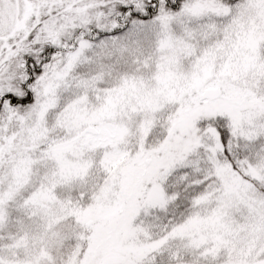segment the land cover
Wrapping results in <instances>:
<instances>
[{
    "label": "snow or ice",
    "instance_id": "1",
    "mask_svg": "<svg viewBox=\"0 0 264 264\" xmlns=\"http://www.w3.org/2000/svg\"><path fill=\"white\" fill-rule=\"evenodd\" d=\"M0 264H264V0H0Z\"/></svg>",
    "mask_w": 264,
    "mask_h": 264
},
{
    "label": "rangeland",
    "instance_id": "2",
    "mask_svg": "<svg viewBox=\"0 0 264 264\" xmlns=\"http://www.w3.org/2000/svg\"><path fill=\"white\" fill-rule=\"evenodd\" d=\"M144 23L147 24V23H149V21L147 20V21L144 22ZM115 34H116L115 31H113V32H108V33H105V34H104V37H103V38H104V39H110V38H112V36L115 35Z\"/></svg>",
    "mask_w": 264,
    "mask_h": 264
},
{
    "label": "trees",
    "instance_id": "3",
    "mask_svg": "<svg viewBox=\"0 0 264 264\" xmlns=\"http://www.w3.org/2000/svg\"><path fill=\"white\" fill-rule=\"evenodd\" d=\"M147 21V19H145L143 22H146Z\"/></svg>",
    "mask_w": 264,
    "mask_h": 264
}]
</instances>
